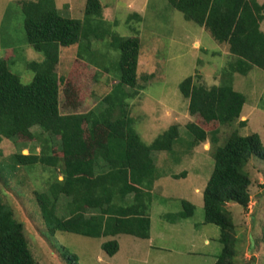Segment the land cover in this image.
Segmentation results:
<instances>
[{
  "label": "trees",
  "instance_id": "1",
  "mask_svg": "<svg viewBox=\"0 0 264 264\" xmlns=\"http://www.w3.org/2000/svg\"><path fill=\"white\" fill-rule=\"evenodd\" d=\"M167 1L186 21L228 47L233 60L225 68L227 78L246 75L253 68L264 71V33L260 29L264 4L257 0ZM16 3L23 15L26 43L41 59L27 64L34 75L25 84L10 69V53L0 58V140L28 143L25 138L32 135L35 127L47 134L46 148L38 153H16L12 161L15 166L28 169L39 165L62 174L60 180L49 186L50 195L36 194L41 217L50 226L49 234L62 231L89 238L130 235L149 239L148 200L155 179L152 153L171 151L179 137V127L171 125L146 144L128 117L129 100L141 90L137 76L138 38L109 32L110 47L119 51L120 76L109 93L86 112H80L79 106L86 101L74 98L70 74L67 78L59 75L60 52L63 48L87 45L94 39L98 41L108 34L106 26L92 27L90 21L95 18L96 23L101 22V1L85 0L83 21L63 17L55 0ZM71 71L75 72V66ZM178 89L189 102L190 115L197 120L185 125L193 146L209 136L216 142L212 135L220 126L236 121L246 103V97L234 90L231 80L206 87L190 76L179 83ZM212 156L213 170L202 191L204 222L220 231L221 252L213 264H233L237 238L226 205L248 207L251 180L245 168L252 158L264 161V147L255 133L241 136L233 132ZM61 196L66 198V205L59 216L56 210ZM181 203L182 212L165 215L167 221L174 223L177 218L192 216L195 206L184 200ZM101 249L112 257L119 251V244L116 240L106 241ZM59 252L64 262L77 264V256L66 248L61 247ZM0 264H39L29 248L24 224L3 204L1 196Z\"/></svg>",
  "mask_w": 264,
  "mask_h": 264
},
{
  "label": "rangeland",
  "instance_id": "2",
  "mask_svg": "<svg viewBox=\"0 0 264 264\" xmlns=\"http://www.w3.org/2000/svg\"><path fill=\"white\" fill-rule=\"evenodd\" d=\"M67 1L55 0L60 14L83 21L85 0H76L73 12L67 11ZM144 1L142 11L136 10L138 16L129 25H125L120 18L111 25L110 18L105 19L104 13L101 22L90 19L92 27L94 24L100 28L106 26L108 34L92 47L84 45L63 49L57 71L65 77L70 74L73 78L74 73L69 69H73L76 60L90 64L96 70L98 80L95 91L101 96L108 90L109 81L115 78L118 81L120 76L117 66L119 51L110 47L109 32L138 38L140 56L149 62L140 65V75L146 76L147 80H138L145 89L141 96L129 100L126 107L128 117L146 144L171 125L179 127V137L171 151L152 153L155 179L148 200L151 237L139 239L116 235L89 238L62 231L49 234L50 226L41 217L36 194H49V186L60 180L62 174L39 165L28 169L15 166L12 161L16 153H38L46 148L47 134L40 133L35 127L31 130L32 135L25 138L28 143L0 140V196L3 204L11 208L15 217L24 224L29 248L39 264H67L61 259V247L77 256V264H213L221 252L218 242L220 231L217 226L204 222L202 198V191L214 166L213 152L233 132L241 136L255 133L264 147V71L253 68L246 75L234 74L227 78L225 68L231 62V55L225 44H219L201 27L186 21L183 14L171 7L167 0H142V3ZM128 2L130 0H120L123 11ZM132 2L139 7L141 0ZM261 30L264 32V23ZM197 39L199 43L193 47ZM29 48L23 30V15L16 0H0V58L10 53V69L25 84L34 75L27 64L38 62L34 57L36 55L41 58ZM190 76L206 87L219 86L223 80H231L234 90L247 99L239 118L229 125L220 126L218 132L212 135L216 142L209 136L205 142L193 146L186 132L185 125L197 120L190 115L189 102L179 92L177 84ZM73 82L69 85H74ZM98 100L101 99L96 97L94 101H89L79 111L86 112ZM62 112L74 113L77 110ZM241 122H244L243 126ZM34 134L40 136L38 141ZM245 169L251 180L248 207L244 209L234 203L226 205L237 238L233 264H264V161L252 158ZM180 174L183 175L173 177ZM128 199L131 200L130 197ZM183 200L195 206L192 216L177 218L174 223L167 221L165 215L176 216L182 212ZM65 205L66 198L61 196L57 202V215H62ZM110 240L119 244V251L112 257L101 249V244Z\"/></svg>",
  "mask_w": 264,
  "mask_h": 264
},
{
  "label": "crops",
  "instance_id": "3",
  "mask_svg": "<svg viewBox=\"0 0 264 264\" xmlns=\"http://www.w3.org/2000/svg\"><path fill=\"white\" fill-rule=\"evenodd\" d=\"M100 1H101L102 6H103L104 17H105V19L106 18H110L108 21L111 23V25H114L115 24L117 18L122 19V21H123V23L125 25H129L130 22L137 15V12H141L142 11L143 4H145V1L142 3V0H141L139 7H136L133 4L132 0H130V2H128L126 4V8H124V11H123V7L120 5V0H113L112 2H111V0H104V2H103V0H100ZM75 2H76V0H69V1H67L65 3V6H66L67 11H71V12L74 11ZM257 2L259 4H264V2L261 3V2H259V0H257ZM84 5H85V3H84ZM62 8L64 9V5H63ZM136 10H137V12H136ZM263 23H264V19H263V21H262V23L260 25V29H261V26H262ZM130 29L132 31L133 30V27L130 26ZM135 34L137 36V31H135ZM123 37H129V36H123ZM94 43H96V40H91L89 44H87V45L83 44L82 46L84 47V45H85L86 47H92L94 45ZM198 43H199V41L197 39L196 41L193 42V47H195ZM76 46L79 47V45H76ZM227 48H226V50H228ZM63 49H65V48H63ZM63 49H61V52H62ZM29 50H31V48H29ZM61 52H60V57H61ZM34 57L37 58L38 60L41 59L39 55H36ZM230 59H231V61L233 60L232 58H230ZM146 63H149V62H147L145 59H143V57L140 56V47H139V57H138V65H137V76L141 80H144V79L147 80L146 76L140 75V72H141V70H140V67L141 66L140 65H143V64H146ZM59 64H60V61H59ZM59 64H58V66H59ZM73 65L75 66V72H73L74 73L73 74V80H74V86H75V88L73 90V94H74V98L76 100L77 99H84L86 101V103H88L89 101H94V99H96V97L99 98V99H101L104 95H106L107 93L110 92V90L112 89V87H114L117 84V79L116 78L113 79V81H109L108 90L105 91L103 93V95L100 96L95 91L96 84H98L97 83L98 80H96V70L94 69V67H92L88 63H85L82 60L81 61L76 60V62ZM76 69H77V71H76ZM69 71H71V70L69 69ZM60 76L63 77V74L60 75ZM177 85H179V84H177ZM144 89H145L144 86H141V90L139 91V94H138L139 96L142 95L141 92H144ZM126 91L128 92L129 90L126 89ZM135 98L136 97H134L131 100H134ZM246 101H247V99H246ZM75 103H80V102L76 101ZM81 104H83V103H81ZM85 104L79 106V108L82 109L83 106H85ZM196 192L197 193H200V190L199 189H196ZM150 228H151V221H150ZM150 237H151V235L149 236V239H150ZM205 243H207V241H205Z\"/></svg>",
  "mask_w": 264,
  "mask_h": 264
}]
</instances>
